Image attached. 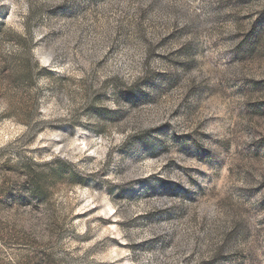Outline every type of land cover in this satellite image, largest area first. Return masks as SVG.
<instances>
[{
	"label": "rangeland",
	"instance_id": "374dc122",
	"mask_svg": "<svg viewBox=\"0 0 264 264\" xmlns=\"http://www.w3.org/2000/svg\"><path fill=\"white\" fill-rule=\"evenodd\" d=\"M0 264H264V0H0Z\"/></svg>",
	"mask_w": 264,
	"mask_h": 264
},
{
	"label": "trees",
	"instance_id": "16d2710c",
	"mask_svg": "<svg viewBox=\"0 0 264 264\" xmlns=\"http://www.w3.org/2000/svg\"><path fill=\"white\" fill-rule=\"evenodd\" d=\"M35 196H36V198H37L38 200H42L43 197H44L42 191H40L39 189H36V191H35Z\"/></svg>",
	"mask_w": 264,
	"mask_h": 264
}]
</instances>
